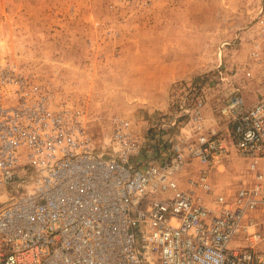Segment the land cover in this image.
<instances>
[{
	"label": "built area",
	"instance_id": "obj_1",
	"mask_svg": "<svg viewBox=\"0 0 264 264\" xmlns=\"http://www.w3.org/2000/svg\"><path fill=\"white\" fill-rule=\"evenodd\" d=\"M256 26L255 97L233 85L207 126L189 92L191 130L145 160L131 120L97 143L81 105L0 61V264H264V4ZM233 156L229 192L213 174Z\"/></svg>",
	"mask_w": 264,
	"mask_h": 264
},
{
	"label": "rangeland",
	"instance_id": "obj_2",
	"mask_svg": "<svg viewBox=\"0 0 264 264\" xmlns=\"http://www.w3.org/2000/svg\"><path fill=\"white\" fill-rule=\"evenodd\" d=\"M263 4L0 0V61L81 105L86 129L97 143L107 139L110 119L131 120L146 142L145 160L153 155V141L160 154L168 138L177 140L191 130L192 124L180 118L189 92L190 104L207 100V126L217 125L214 102L225 99L233 85L252 98L259 92L250 55ZM245 169L244 160L230 157L213 182L233 192ZM4 196L0 193V200Z\"/></svg>",
	"mask_w": 264,
	"mask_h": 264
},
{
	"label": "crops",
	"instance_id": "obj_3",
	"mask_svg": "<svg viewBox=\"0 0 264 264\" xmlns=\"http://www.w3.org/2000/svg\"><path fill=\"white\" fill-rule=\"evenodd\" d=\"M157 143H158V142L153 141L152 144H150L151 147L153 148V150L151 151L152 153H155V151L158 150V149H157ZM154 150H155V151H154ZM146 153H147V156H148V153H149V152L147 151ZM151 155H152V154L150 153V156H148V158H151V157L153 156V155H152V156H151ZM144 157H145V156H144ZM149 160L152 161V159H149ZM159 160H160V159H158V161H159Z\"/></svg>",
	"mask_w": 264,
	"mask_h": 264
},
{
	"label": "bare ground",
	"instance_id": "obj_4",
	"mask_svg": "<svg viewBox=\"0 0 264 264\" xmlns=\"http://www.w3.org/2000/svg\"><path fill=\"white\" fill-rule=\"evenodd\" d=\"M1 51H3V50H1Z\"/></svg>",
	"mask_w": 264,
	"mask_h": 264
}]
</instances>
